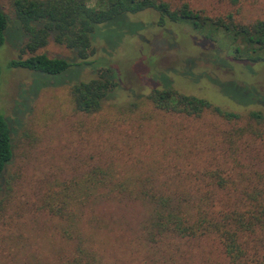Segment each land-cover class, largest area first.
<instances>
[{
    "label": "rangeland",
    "instance_id": "374dc122",
    "mask_svg": "<svg viewBox=\"0 0 264 264\" xmlns=\"http://www.w3.org/2000/svg\"><path fill=\"white\" fill-rule=\"evenodd\" d=\"M11 1L0 0L9 17L0 47V111L10 125L13 149L0 181L3 201L6 178L13 179L9 201L0 209V264H55L71 255L59 220L39 206L53 180L112 168L116 181H147L194 193L206 190L210 171H219L232 184L240 173L253 179L255 171L264 174V135L238 136L248 113L264 115V63L234 59L236 43L230 34L184 23L159 27L158 16L144 11L98 30L91 66L41 75L8 68L25 44ZM159 1L173 9L187 4L209 17L232 13L244 24L264 21V0H239L237 6L227 0ZM37 54L77 63L73 51L51 38ZM108 69L119 78L116 91L97 113L75 112L70 84ZM168 88L205 99L241 119L230 123L208 111L197 118L160 111L147 96ZM145 215L138 202L101 199L86 210L81 229L102 264H228L212 238L173 239L148 249L141 237Z\"/></svg>",
    "mask_w": 264,
    "mask_h": 264
},
{
    "label": "trees",
    "instance_id": "16d2710c",
    "mask_svg": "<svg viewBox=\"0 0 264 264\" xmlns=\"http://www.w3.org/2000/svg\"><path fill=\"white\" fill-rule=\"evenodd\" d=\"M227 1L231 6L239 3ZM11 6L14 22L25 35V44L19 49L18 58L8 62L10 69L56 76L71 67L91 66V58L98 51L94 43L98 30L144 11L158 16L159 27L184 23L195 30L228 33L236 43L234 59L264 63V21L244 24L232 13L209 17L187 4L173 9L168 2L159 0H12ZM8 18L0 6V47L5 44ZM50 38L55 45L73 51L77 63L37 54ZM118 79L108 69L96 78L71 83L73 110L84 115L97 113L104 99L116 91ZM147 100L166 113L197 118L208 111L230 123L241 119L235 112L171 88L153 90ZM11 132L0 111V181L13 158ZM263 135L264 115L257 111L248 113L238 136L260 139ZM205 175L206 190L194 193L172 191L147 181H116L112 168H93L76 177L51 181L41 194L40 210L59 220L60 235L73 248L69 257L55 264H102L81 229L86 210L101 199H115L117 203L128 200L145 207L141 237L150 250L162 248L173 239L212 238L220 245L228 264H264V174L255 171L253 179L250 174L240 173L235 184L219 171ZM12 182L8 176V193L0 201L1 210L9 201ZM228 185L234 188L233 193L227 191Z\"/></svg>",
    "mask_w": 264,
    "mask_h": 264
}]
</instances>
